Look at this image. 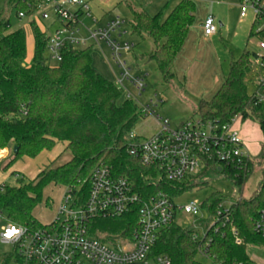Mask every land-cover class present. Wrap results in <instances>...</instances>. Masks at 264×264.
Masks as SVG:
<instances>
[{
    "label": "trees",
    "instance_id": "obj_1",
    "mask_svg": "<svg viewBox=\"0 0 264 264\" xmlns=\"http://www.w3.org/2000/svg\"><path fill=\"white\" fill-rule=\"evenodd\" d=\"M134 1L136 6L128 5L133 16L129 23L132 33L154 42L155 49L145 59L154 62L165 82L171 84L175 80L173 62L196 20V4L182 0L164 19L161 13L150 15L138 0ZM15 2L5 0V10L0 13V150L13 148L12 159L5 169L23 158L36 159L43 152L54 150L57 142L68 144L72 159L40 172L29 183L21 182L15 187L0 185V210L9 222L28 229L41 228L43 225L33 213L43 202L45 189L50 185L80 186L87 196L90 175L99 164L116 176L128 178L143 197L163 191L180 198L207 186L206 182L159 181L153 168L143 166L129 155L128 135L141 119L139 106L132 100L119 104L122 91L94 68L93 48L66 50L62 62L53 66L47 57V38L34 28L33 61L29 67H23L28 37L24 29L10 32ZM255 28L253 25L251 37L257 35ZM250 56L246 51L233 61L219 91L211 100L201 101L196 110L205 121L227 124L239 118L241 123L257 122L263 136L259 153L261 180L249 197L244 196L243 190L253 173V158L247 159L241 168L223 171L224 177L240 192L231 206L228 224L208 235L211 259L224 264H254L246 254V247L264 244V238L254 231V223L264 209V102L259 101L257 94H250L245 82L250 65L254 64ZM223 198L214 192L210 200L203 202V208L214 212ZM138 211L136 207L117 219L92 220L90 235L103 242L131 236L137 226ZM201 245L193 239L191 231L173 225L161 233L153 253L168 255L172 264H203L199 257ZM10 263L28 264L14 249L0 257V264Z\"/></svg>",
    "mask_w": 264,
    "mask_h": 264
},
{
    "label": "built area",
    "instance_id": "obj_2",
    "mask_svg": "<svg viewBox=\"0 0 264 264\" xmlns=\"http://www.w3.org/2000/svg\"><path fill=\"white\" fill-rule=\"evenodd\" d=\"M93 0H17L13 4L12 16L26 24L27 37L38 28L47 38V57L50 63H61L66 50L98 48L106 44L110 50L111 62L118 68L115 84L139 106L141 119L155 117L160 121L159 130L146 138L134 130L128 135L127 152L143 166L153 168L159 181L171 183L204 182L209 173H220L229 168H241L252 156L246 152L239 118L230 123L205 121L201 117L173 126L168 119L153 111V106L163 104L155 94L149 103L134 99L127 84L139 92L147 88L146 76L133 74V69L124 59L135 48L133 43L120 44L125 20L118 17L106 27H99V21L92 14ZM241 18L252 13L255 33L262 35L254 65L264 71V0H240ZM90 18L94 27L84 24L82 17ZM206 37L218 32L216 18L209 15L203 24ZM126 33V31L124 32ZM118 37V38H117ZM27 57L23 67H29L32 57ZM258 97V94H257ZM259 98V97H258ZM264 102L263 98H259ZM89 194L79 187H65L57 215L52 223L38 229H28L9 222L0 210V219L7 226L0 233L2 244L12 247L28 264H172L168 255H155L154 247L161 233L178 225L176 219L182 212L199 218L210 215L214 223L201 238L191 232L195 241L201 242L199 257L210 264H224L211 259L208 252V235L219 230L230 221L232 204L224 207L220 201L214 212L203 208L196 201L186 205L178 204L179 198L159 191L143 197L135 185L126 177L113 174L104 165H97L90 178ZM138 207L137 226L131 236H122L115 242H103L90 235V222L95 219H117L131 213ZM256 234L264 238V209L254 223ZM237 236L238 232H234ZM240 242V241H238ZM17 264V263H16ZM230 264H252L232 262Z\"/></svg>",
    "mask_w": 264,
    "mask_h": 264
},
{
    "label": "rangeland",
    "instance_id": "obj_3",
    "mask_svg": "<svg viewBox=\"0 0 264 264\" xmlns=\"http://www.w3.org/2000/svg\"><path fill=\"white\" fill-rule=\"evenodd\" d=\"M191 1L196 4V20H202L212 14L217 17L222 14L230 15V32H224V28L220 27L219 21H216L218 25V46L216 47V50L222 57V64L227 72V75L231 63L238 60L246 51L250 52V58L253 63H255V54L260 52L259 42L263 39V37L258 34L251 37L252 25H254L256 29L261 27V24H255V19L252 13H249L247 18H241L239 11L237 12L235 8H230V2L232 0ZM197 1H199V3ZM134 2V0H93L91 3L92 14L94 18L99 21V27H106L112 20H115L118 17L125 20V24L121 29L123 35L120 38L117 37L118 42L120 44H126L128 42L133 43L135 48L131 54H126L124 59L127 61L128 65L133 68V74L140 75L143 73L144 75H147V88L141 96H139V92L137 90H134L131 85L127 84L130 88L129 91L133 93L134 99H137L138 102H142L144 104L149 103L150 99L153 98L155 94L158 95L159 99L164 100L165 102L163 104H158L157 107L153 106V111H155L156 114H159L162 118L170 120L173 126H178L188 120L196 119L198 117L196 112L198 103H193L187 99V96L183 93L182 85L180 83H177L176 81H173L171 84L165 82L157 65L154 62H149L145 59V56L155 49V44L148 37L141 38L139 35L132 33L129 23L132 21L133 16L128 5L131 6V3H133V5L136 6ZM5 7V0H0V13L5 10ZM172 8L173 5L171 4L166 14H169ZM82 20L88 27L95 26V23L90 18H86L84 16L82 17ZM25 24L26 22H20L15 15H13L11 19L10 32L22 28ZM196 24L197 23L195 21L193 26L196 27ZM125 31L126 33H124ZM34 51V41L33 38L32 40L30 38L28 40V56L32 57ZM110 55V48L106 44H102L101 47L94 48L93 50V63L100 69L103 67L105 68L107 67L105 58L110 59ZM28 61H30V64L28 65H31L32 59H29ZM57 65V63H53V66ZM250 66V71L245 79V82L249 87V92L252 95L258 94L259 98L264 99V71L258 69L254 64H251ZM109 69L111 73L110 76H112L111 78L115 82L116 77L114 75V71L118 72V68L115 66L113 70L111 68ZM125 101H127V96L122 94L119 104L123 105ZM151 119L152 118L140 119L138 125H141L142 127H134V131L143 138L149 137L152 129L156 127L146 124L144 121L148 120L149 122ZM238 127L246 145L245 151L250 153L255 163L251 178L248 180L243 190L244 196L249 197L257 188L258 183L261 180L262 165L259 153L263 146V136L257 122L246 121L239 124ZM244 133H247V136ZM60 145L62 146L64 144ZM61 146L55 150V153L58 152ZM8 149L12 150L11 153H13V148ZM1 155L0 173L5 177L3 185L15 187L19 186L21 182L26 184L33 181L37 177L38 173L46 170L47 167L56 168L57 166L65 164L66 160L70 156V152L62 154L56 162L49 163V165H46L45 167L37 166L35 169H31L32 167L28 164L31 160L24 158L18 161L10 170L6 172L2 170V167L9 160L3 157L4 154ZM18 175L21 177H18ZM22 178L23 180H21ZM203 181L207 183V186L204 189H195L187 192L177 200L178 204L186 205L193 201L203 203L206 200H210L214 192H219L224 197L222 201L223 206L228 207V205L234 203L235 199L240 194L239 188L235 186L230 179L222 176L218 172L207 174ZM63 193V186L50 185L45 189L44 200L33 213L34 217L42 225H48L55 219L57 208ZM176 223L183 229L197 233L199 237L203 238L213 225L214 219H212L208 214H204L199 218H194L193 216L182 212L178 215ZM6 226V222L0 219V233ZM11 252L12 247L2 244L0 240V257ZM246 254L249 260L254 264H264V244L247 245ZM200 259L203 264H210L209 261L202 258Z\"/></svg>",
    "mask_w": 264,
    "mask_h": 264
},
{
    "label": "crops",
    "instance_id": "obj_4",
    "mask_svg": "<svg viewBox=\"0 0 264 264\" xmlns=\"http://www.w3.org/2000/svg\"><path fill=\"white\" fill-rule=\"evenodd\" d=\"M180 1L182 0H138V4L143 6L150 15L156 16L159 13H161L162 17L165 19L176 8V6L179 4ZM197 2L199 3V1ZM230 3H231L230 8L231 9L235 8L237 12L239 11L241 17L240 0H232ZM171 4L173 5V8L169 12V14H166ZM212 15L216 18V21L217 20L219 21L220 27L224 28V32L227 33L231 31L229 27L230 25L229 14L228 15L222 14L219 17H217L214 14ZM206 18H203L202 20H195L197 23L196 27L193 26L194 28L193 27L191 28L180 52L176 56L172 65V71L175 75L174 81L182 85L183 93L187 96V99L189 101L193 103L196 102L198 104L203 100H211L214 97V95L219 91L221 86L225 83V80L227 78V72L225 71L224 66L222 64V57L220 54L217 53L216 50V47L218 46L217 45L218 32L212 37H206L204 35L203 24ZM252 29H253V25L251 28V32ZM30 38L32 40L33 35L28 36V40ZM105 60L107 62V67L105 68L103 67L102 69H100L94 63L93 66L105 78H107L111 82H114V80H112L111 78L112 76H110L111 73L109 68L113 70L115 66L111 62V59L105 58ZM114 75L116 77L118 75V72L114 71ZM145 76L147 75L145 74ZM149 118H152L151 121L148 122V120H146L144 122L146 124L153 125V127H156L152 129V132L150 133L151 136L159 130L161 123L155 117H149ZM136 127H142V126L141 125L139 126L137 124ZM245 135L247 136V133ZM60 144H64V145L61 146ZM59 146H61L60 149L58 150L57 153H55V150L59 148ZM67 147L68 144L66 142H57V145L54 148V150L45 151L42 154H40L36 159L27 158L31 160L30 163L28 164L30 167H32L31 169H35L37 166L45 167L46 165H49V163L56 162L61 157L62 154L66 152H70L67 149ZM11 151L12 150L9 149L0 150V160L2 158L1 154H4L3 157L7 158V160L10 161L13 156ZM71 159H72V154L70 152V156L66 160L65 164L68 163ZM9 161L2 167V170L4 172L8 171L5 169V167L9 163ZM48 168L49 167H47L46 169ZM18 177L21 176L18 175ZM4 179L5 177L0 173V185H3ZM64 191H65V187H64ZM58 208H57V212H58Z\"/></svg>",
    "mask_w": 264,
    "mask_h": 264
},
{
    "label": "water",
    "instance_id": "obj_5",
    "mask_svg": "<svg viewBox=\"0 0 264 264\" xmlns=\"http://www.w3.org/2000/svg\"><path fill=\"white\" fill-rule=\"evenodd\" d=\"M18 152V149L16 148V149H14V153L16 154Z\"/></svg>",
    "mask_w": 264,
    "mask_h": 264
}]
</instances>
